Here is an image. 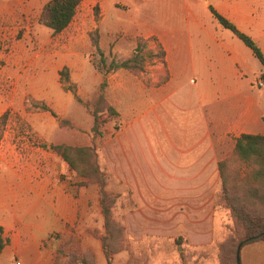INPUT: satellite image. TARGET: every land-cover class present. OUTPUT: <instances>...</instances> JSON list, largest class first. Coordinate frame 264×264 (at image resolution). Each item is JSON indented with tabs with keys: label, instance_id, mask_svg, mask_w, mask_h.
<instances>
[{
	"label": "rangeland",
	"instance_id": "1",
	"mask_svg": "<svg viewBox=\"0 0 264 264\" xmlns=\"http://www.w3.org/2000/svg\"><path fill=\"white\" fill-rule=\"evenodd\" d=\"M225 1L205 0V11L211 4L240 30L252 31L249 36L264 55V0ZM44 4L0 0V103H10L0 126V166L3 161L18 160L24 165L41 160L38 166L51 167L54 172L68 170L74 185L92 186L99 195L97 183L77 177L49 149L61 144L91 147L103 177L105 203L111 204V224L107 233L102 225L100 238L106 235L112 264H219L217 247L227 238L231 225L229 204L240 207L242 201L246 205L250 202L244 191L251 167L235 157L234 148L218 161L219 180L213 204L216 229L225 236L221 242L209 248L187 249L188 243L182 239H161L147 232L140 235V227L132 234L127 221L135 220V214L155 217L158 209L160 215V192H137L129 172L131 167L138 172L146 170L147 163L134 159L145 154V141L150 140L153 149L160 142V98L153 91L167 78L162 48L155 36L127 29L123 10L119 16L101 18L95 0H80L71 23L54 35L39 23ZM138 39L145 44L139 69H117L106 74L100 71L94 40L108 64L112 59L131 57ZM260 71L259 61L252 57L248 77L260 80ZM100 95L102 101L98 99ZM34 98L47 100L51 114L42 109L44 101ZM108 107L114 114L106 110ZM93 111L101 123L99 135L91 129ZM28 197L21 193L18 200L27 201ZM143 207L153 210H141ZM253 208V212L259 209ZM76 245L65 242L67 251H76ZM14 260L9 257L7 262L3 255L0 264H14Z\"/></svg>",
	"mask_w": 264,
	"mask_h": 264
},
{
	"label": "crops",
	"instance_id": "2",
	"mask_svg": "<svg viewBox=\"0 0 264 264\" xmlns=\"http://www.w3.org/2000/svg\"><path fill=\"white\" fill-rule=\"evenodd\" d=\"M95 2L101 18L119 16L123 10L127 29L155 36L167 69L164 84L153 91L160 98V142L153 149L150 140L145 141V154L134 159L147 163L146 170L131 167L129 172L137 192H160V215L158 209L155 217L135 214L127 225L132 234L140 227V235L182 239L187 249L212 247L225 237L216 229L213 204L218 161L231 153L239 136H264V85L256 86L259 80L246 73L253 55L213 19L211 4L205 11V0ZM229 21L240 32L252 34ZM34 99L44 101L41 106L51 114L47 100ZM8 106L0 103V116ZM41 162L3 161L0 166V258L5 255L8 262L12 257L20 264H54L56 248L72 242L76 250L90 253L96 264H106L96 189L74 185L70 171L54 172L38 166ZM21 193L29 195L27 201L18 200ZM239 264H264V243L241 246Z\"/></svg>",
	"mask_w": 264,
	"mask_h": 264
},
{
	"label": "trees",
	"instance_id": "3",
	"mask_svg": "<svg viewBox=\"0 0 264 264\" xmlns=\"http://www.w3.org/2000/svg\"><path fill=\"white\" fill-rule=\"evenodd\" d=\"M79 2L80 0L47 1L42 8L39 23L50 29L54 35L61 33L71 23ZM208 9L213 19L222 28L229 30L238 40H240L244 46L251 51L253 57L259 61L261 65L259 78L264 84V55L261 49L251 37L240 32L232 22L218 14L212 6H209ZM93 46L99 55L100 71H102L103 74L117 69H139L143 62L141 52L145 49V44H143L140 39L137 40L136 48L131 57L122 61L112 59L108 64L105 62L103 53L101 52L96 40H94ZM98 99L102 101L103 97L100 95ZM42 109L46 110L45 107H42ZM106 110L114 114L111 108L108 107ZM6 115V113L1 115L0 126L4 124ZM92 116V132L94 135H99L101 128L99 116L95 111L92 112ZM49 149L56 153L62 161L65 162L73 172H75L77 177L98 184L103 225L106 230L105 233H107V229L111 224V204L107 205L105 203V193L103 192L104 181L95 162L94 150L87 146L74 147L64 144L51 145ZM233 152L239 161L244 163L246 166L251 167V170L246 176L247 186L244 191V195L250 202L246 205L242 201V205L240 207L229 204L231 225L228 227L229 233L227 238L217 247V259L219 264H236L235 253L239 244L243 246L253 242L264 243V136L248 134L239 136L235 140ZM221 165V162H219V168H221ZM253 207H259V209L256 208V212H253ZM105 240L106 235L101 236L100 241L106 256V264H112L110 262V252L112 249L108 247ZM2 247V239L0 238V252ZM62 259H64L65 262H61ZM61 263L96 264L93 256L88 252H80L79 250L67 251L65 242L61 243L56 248V259L54 264Z\"/></svg>",
	"mask_w": 264,
	"mask_h": 264
},
{
	"label": "water",
	"instance_id": "4",
	"mask_svg": "<svg viewBox=\"0 0 264 264\" xmlns=\"http://www.w3.org/2000/svg\"><path fill=\"white\" fill-rule=\"evenodd\" d=\"M241 244H239L236 248V254H235V259H236V264H239V250H240Z\"/></svg>",
	"mask_w": 264,
	"mask_h": 264
},
{
	"label": "built area",
	"instance_id": "5",
	"mask_svg": "<svg viewBox=\"0 0 264 264\" xmlns=\"http://www.w3.org/2000/svg\"><path fill=\"white\" fill-rule=\"evenodd\" d=\"M263 85V82L259 80V82L257 83L258 87H261ZM15 264H20L19 262H15Z\"/></svg>",
	"mask_w": 264,
	"mask_h": 264
}]
</instances>
